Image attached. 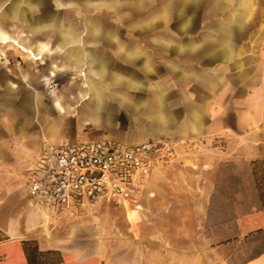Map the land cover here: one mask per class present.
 Here are the masks:
<instances>
[{"label": "crops", "instance_id": "crops-1", "mask_svg": "<svg viewBox=\"0 0 264 264\" xmlns=\"http://www.w3.org/2000/svg\"><path fill=\"white\" fill-rule=\"evenodd\" d=\"M139 2L0 0L7 236H24L47 211L62 209L31 200L27 187L68 144L158 145L150 174L163 164L174 171L156 177L168 187L170 211L188 195L185 207L204 217L222 185L232 195L240 183L223 170L264 159V0H166L173 32L129 30L117 8ZM239 264H264V249Z\"/></svg>", "mask_w": 264, "mask_h": 264}, {"label": "rangeland", "instance_id": "rangeland-1", "mask_svg": "<svg viewBox=\"0 0 264 264\" xmlns=\"http://www.w3.org/2000/svg\"><path fill=\"white\" fill-rule=\"evenodd\" d=\"M167 7L166 0H140L137 7L121 6L116 12L129 30L173 32L178 26L172 16L168 21ZM54 88L51 83L47 91ZM165 166L159 165L149 175L130 204L115 207L101 199L47 211L24 236L12 238L4 233L7 240L0 249L33 240L39 249V243L44 244L40 250L57 251L78 264H239L264 249V237H256L264 231V227L257 230L264 212L254 192L251 162L237 171L223 170L225 177L238 178L240 183L233 186L232 195L226 189L230 186L222 185L221 199L206 217L185 207L191 203L188 195L180 194L175 210L170 211L173 202L167 200V185H156L157 174L159 179L174 176ZM17 209L21 214L22 206ZM250 235L253 238L247 239ZM233 240L239 243L232 245Z\"/></svg>", "mask_w": 264, "mask_h": 264}, {"label": "built area", "instance_id": "built-area-1", "mask_svg": "<svg viewBox=\"0 0 264 264\" xmlns=\"http://www.w3.org/2000/svg\"><path fill=\"white\" fill-rule=\"evenodd\" d=\"M159 150L148 142L68 144L30 181L27 194L31 200L55 208L101 199L115 207L126 206L143 188Z\"/></svg>", "mask_w": 264, "mask_h": 264}, {"label": "trees", "instance_id": "trees-1", "mask_svg": "<svg viewBox=\"0 0 264 264\" xmlns=\"http://www.w3.org/2000/svg\"><path fill=\"white\" fill-rule=\"evenodd\" d=\"M251 173L255 189L264 212V159L251 161ZM264 227V220L258 225V231ZM7 238L0 230V246ZM4 247V246H3ZM0 264H78L70 261L57 251H42L33 240L12 242L0 249ZM86 264V263H83Z\"/></svg>", "mask_w": 264, "mask_h": 264}, {"label": "bare ground", "instance_id": "bare-ground-1", "mask_svg": "<svg viewBox=\"0 0 264 264\" xmlns=\"http://www.w3.org/2000/svg\"><path fill=\"white\" fill-rule=\"evenodd\" d=\"M12 43H13L14 45L18 46L21 50H23V51L27 52L28 54H30V56L32 57V54H31L30 51H28V50H24V49H23L20 45H18L17 42H15V41H12Z\"/></svg>", "mask_w": 264, "mask_h": 264}]
</instances>
